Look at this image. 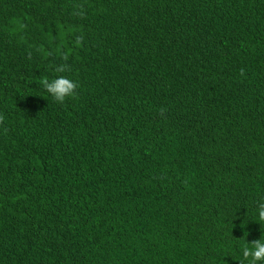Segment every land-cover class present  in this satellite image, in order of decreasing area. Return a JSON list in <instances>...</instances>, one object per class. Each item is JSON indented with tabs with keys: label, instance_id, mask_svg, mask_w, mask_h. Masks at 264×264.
Returning <instances> with one entry per match:
<instances>
[{
	"label": "trees",
	"instance_id": "16d2710c",
	"mask_svg": "<svg viewBox=\"0 0 264 264\" xmlns=\"http://www.w3.org/2000/svg\"><path fill=\"white\" fill-rule=\"evenodd\" d=\"M0 264H264V0H0Z\"/></svg>",
	"mask_w": 264,
	"mask_h": 264
}]
</instances>
